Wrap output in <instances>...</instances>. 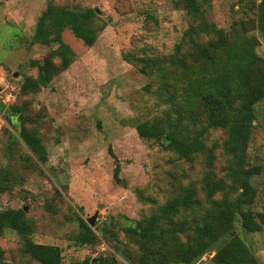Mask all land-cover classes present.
<instances>
[{"label":"rangeland","instance_id":"374dc122","mask_svg":"<svg viewBox=\"0 0 264 264\" xmlns=\"http://www.w3.org/2000/svg\"><path fill=\"white\" fill-rule=\"evenodd\" d=\"M198 1L202 18L216 31L197 38L193 34L194 40L182 45L195 67L199 65L192 43L208 46L219 35L232 47L250 43L256 56L264 57V40L257 29L264 0ZM47 4L92 8L95 24L103 27L91 46L63 29L61 39L72 50V61L45 87L22 92L23 78L36 73L29 61L41 59L55 46L26 43ZM194 23L180 0H0V181L7 187L0 189V211L18 210L29 238L56 245L63 264L83 258L88 264H101L99 257L110 256L114 264H133L137 246L123 232L124 226L153 213L185 185L203 203L202 178L208 169L204 156L180 159L158 141L137 136L135 124L162 116L167 106L155 95L157 81L122 58L125 53L163 57ZM213 55L218 72H226L230 60H220L223 55L217 51ZM8 105L21 107L30 120L23 125L38 136L45 161H38L21 141L18 116L6 110ZM254 111L245 148L247 165L259 167L250 177V208L264 211V96ZM224 138L219 128L205 135V145L214 144L209 167L213 179L222 177L228 160L221 151ZM115 163L119 182L112 177ZM185 216L181 211L176 219ZM78 217L96 234L94 243H77ZM234 231L258 264H264V229L247 232L236 221ZM0 250V264H39L23 251L13 230L0 229ZM212 254L207 251L191 264H213Z\"/></svg>","mask_w":264,"mask_h":264},{"label":"trees","instance_id":"16d2710c","mask_svg":"<svg viewBox=\"0 0 264 264\" xmlns=\"http://www.w3.org/2000/svg\"><path fill=\"white\" fill-rule=\"evenodd\" d=\"M180 2L186 15L195 23L183 31L180 43L171 53L163 57L125 53L122 58L132 60L138 64L140 73L157 81L155 95L167 106L162 116L136 123L137 136L158 141L180 159L191 160L195 154L204 156L208 169L202 178L203 203L196 197L194 189L185 185L153 213L124 226L123 232L132 236L137 246L138 253L131 261L133 264H191L203 253L213 250V264H258L234 231V224L237 221L247 232L264 229V211L250 208L254 194L250 177L258 173L259 167L248 166L245 155L255 116L254 105L264 96V57H257L250 43H237L232 47L229 39L219 35L208 41V46L192 43L199 65L195 67L191 58L185 56L187 50L184 51L182 45L194 40L193 34L197 38L199 34L215 33L216 29L202 18L198 0ZM94 18L92 8L70 9L47 4L36 17L33 32L26 43L29 46H55L41 59L29 61L36 73L34 77L23 78L20 91L45 87L72 61L73 52L61 39L63 29H68L84 45L91 46L103 27V23L96 25ZM257 29L264 40V3ZM214 51L223 55L220 60H230L226 72L219 73L216 69ZM53 58L57 61L54 62ZM6 110L18 116V133L23 144L38 161H45V149L38 136L23 125L30 120L23 115L22 108L8 105ZM210 128H219L225 133L221 151L228 160L223 168V178L211 177L209 167L213 161L214 144L207 147L204 142ZM118 172L119 165L115 163L112 177L116 182H119ZM1 181L0 189L5 190L7 187ZM215 193H218L217 197H213ZM181 211H186L187 216L176 219ZM78 223L81 232L76 237L77 243H94L97 239L94 231L80 217ZM4 228L13 230L20 237L23 251L39 264H63L56 245L36 243L29 238V229L20 220L18 210L7 208L0 211V229ZM99 261L114 264V257H99ZM68 264H88V260L83 258Z\"/></svg>","mask_w":264,"mask_h":264},{"label":"water","instance_id":"95a60500","mask_svg":"<svg viewBox=\"0 0 264 264\" xmlns=\"http://www.w3.org/2000/svg\"><path fill=\"white\" fill-rule=\"evenodd\" d=\"M94 11H95V10H94ZM92 219H93V216L89 217V218L86 220V222H87L88 224H92Z\"/></svg>","mask_w":264,"mask_h":264}]
</instances>
